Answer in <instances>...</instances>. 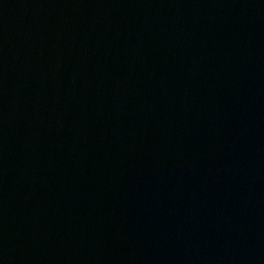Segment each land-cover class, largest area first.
Returning a JSON list of instances; mask_svg holds the SVG:
<instances>
[{
	"label": "water",
	"instance_id": "water-1",
	"mask_svg": "<svg viewBox=\"0 0 264 264\" xmlns=\"http://www.w3.org/2000/svg\"><path fill=\"white\" fill-rule=\"evenodd\" d=\"M0 264H264V0H0Z\"/></svg>",
	"mask_w": 264,
	"mask_h": 264
}]
</instances>
